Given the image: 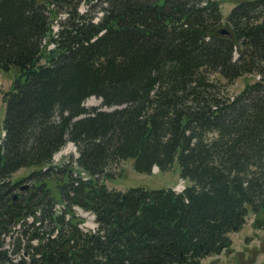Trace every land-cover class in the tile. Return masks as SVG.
I'll return each instance as SVG.
<instances>
[{"label": "trees", "instance_id": "1", "mask_svg": "<svg viewBox=\"0 0 264 264\" xmlns=\"http://www.w3.org/2000/svg\"><path fill=\"white\" fill-rule=\"evenodd\" d=\"M92 1L0 0V72L16 69L2 92L0 264H201L231 248L250 213L264 225V0H242L226 20L221 0L80 9ZM248 74L261 79L233 100L221 90ZM93 96L113 109L87 108ZM68 142L78 156L54 165ZM128 159L139 173L178 160L189 183L100 181Z\"/></svg>", "mask_w": 264, "mask_h": 264}, {"label": "rangeland", "instance_id": "2", "mask_svg": "<svg viewBox=\"0 0 264 264\" xmlns=\"http://www.w3.org/2000/svg\"><path fill=\"white\" fill-rule=\"evenodd\" d=\"M242 0H221V11L226 20L227 17L233 10L235 4ZM96 0L91 3L82 4L80 9L84 12L86 9L99 11V5L96 6ZM96 6V7H95ZM93 7V8H92ZM59 20H55L53 24L54 31L59 30ZM225 27V26H223ZM55 44H49V48H54ZM16 75V69L12 68L6 72H0V135L2 132V122L5 114V103L2 100V92L7 90L13 78ZM213 78L219 79L221 84L225 82L220 75L214 74ZM259 77L255 74H248L244 77H240L235 80V82L227 86L226 88L221 85V90L224 91V94H228L230 97L235 96L241 92L247 82H254ZM84 105L87 108L99 107L106 110H111L113 108H107L102 106V99L99 97H90L88 98ZM78 156L77 147L72 142H68L64 148H62L54 156V165H63L64 163H70L72 159H75ZM76 167V165H75ZM109 169L116 173L115 179L106 180L102 178L100 181L105 182L109 188L126 191L132 187H145L148 189H159L174 187L179 183L180 176V165L178 160L175 161L173 167L169 170H160L158 167H154L151 173H139L134 168V160L128 159L121 161L117 164H114L109 167ZM32 169H22L13 174L12 179L18 178L20 175H27L31 172ZM55 178H53L52 187L54 192L58 194ZM31 181H26L25 185L30 186ZM188 184V181H186ZM60 205V204H59ZM59 208V206H57ZM75 209L80 215L86 218V221L83 226L85 228L97 227L94 222V215L85 211L79 206H75ZM254 214L250 213L246 224L240 231H236L230 234L232 239V246L230 249L221 252L214 256L206 257L201 260L202 264H264V225L256 227L253 224ZM13 240L6 239V247L12 249Z\"/></svg>", "mask_w": 264, "mask_h": 264}, {"label": "water", "instance_id": "3", "mask_svg": "<svg viewBox=\"0 0 264 264\" xmlns=\"http://www.w3.org/2000/svg\"><path fill=\"white\" fill-rule=\"evenodd\" d=\"M221 33H223V34L228 33V30H226V29H222V30H221Z\"/></svg>", "mask_w": 264, "mask_h": 264}]
</instances>
